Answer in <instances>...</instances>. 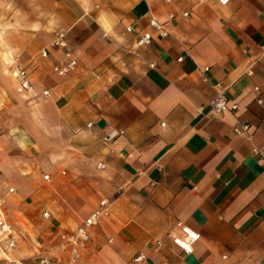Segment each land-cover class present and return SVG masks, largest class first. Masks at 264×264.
I'll return each mask as SVG.
<instances>
[{
  "label": "crops",
  "instance_id": "crops-1",
  "mask_svg": "<svg viewBox=\"0 0 264 264\" xmlns=\"http://www.w3.org/2000/svg\"><path fill=\"white\" fill-rule=\"evenodd\" d=\"M25 2L11 27L0 18V264L64 262L60 235L101 198L109 214L75 264H264V0ZM61 30L77 59L66 75L49 46ZM217 83L235 110H210Z\"/></svg>",
  "mask_w": 264,
  "mask_h": 264
},
{
  "label": "built area",
  "instance_id": "built-area-1",
  "mask_svg": "<svg viewBox=\"0 0 264 264\" xmlns=\"http://www.w3.org/2000/svg\"><path fill=\"white\" fill-rule=\"evenodd\" d=\"M166 3H170L172 0H162ZM220 3L226 4L229 0H219ZM183 16H187L189 14L188 11L184 10L181 13ZM176 14L174 12H170L168 14L169 20L175 18ZM150 27L161 37H166L169 32L165 27L164 22L159 21L156 17L151 16L149 18ZM127 30H132L131 26H127ZM65 31L61 30L55 34L53 39L51 40L49 46L50 47H59L63 50L64 56L66 60L61 64H54L52 69L59 75H66L69 72L73 71L77 65V59L74 57L69 42L66 38ZM153 32L150 30L143 31L142 35L138 38L136 44L137 45H147L150 44L153 38ZM40 55L45 57L47 56V49L43 48L40 52ZM153 65V63H152ZM14 73L17 77H19V86L18 89L20 91L28 89L30 86V81L28 79V74L24 68L21 66H16ZM216 94L210 103V110L215 112H223L226 110H235L237 108L236 103H229L228 98L225 96L223 90L220 88V84H216ZM44 94H48V90H43ZM91 124V123H89ZM249 126L245 123H242L239 126L234 128L236 133L240 134H248ZM120 131H114L110 134H107L104 138L106 140L113 139L117 134L121 133ZM262 148L255 147L253 151L259 152L262 154ZM262 164H264V158L261 159ZM99 166H103L102 163ZM48 178L46 174L44 176ZM13 188H9V191H12ZM3 198H0V205L3 203ZM110 202L107 198H101L98 202V206H96L90 214L84 219L83 223L76 228V230L70 234L62 233L60 235L59 240V248L68 253L67 259L63 262L59 258H52L49 255H42L38 259V264H75L77 260L80 258L81 250L87 245V242L90 237V228L97 225L100 218L103 216H107L109 214ZM49 212L44 211L43 215L48 216ZM12 230V226L3 218H0V232L8 233ZM183 230L189 237L188 240H181L179 238H174V241L184 250H191V243L194 241L198 234L190 230L188 227H183ZM9 244L12 246L14 244V240H11ZM144 258L142 253H139L135 259L137 261H141Z\"/></svg>",
  "mask_w": 264,
  "mask_h": 264
},
{
  "label": "rangeland",
  "instance_id": "rangeland-1",
  "mask_svg": "<svg viewBox=\"0 0 264 264\" xmlns=\"http://www.w3.org/2000/svg\"><path fill=\"white\" fill-rule=\"evenodd\" d=\"M25 0H0V18H7L5 19L7 21V25L4 24V27H11L8 26L11 18H18L23 16H28L27 12H23L21 10H18V7L21 4H25ZM14 7V8H13ZM16 7V8H15Z\"/></svg>",
  "mask_w": 264,
  "mask_h": 264
}]
</instances>
